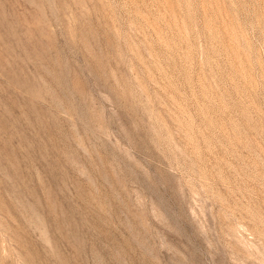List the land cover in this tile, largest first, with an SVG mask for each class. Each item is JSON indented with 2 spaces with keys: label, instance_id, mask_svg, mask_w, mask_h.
I'll use <instances>...</instances> for the list:
<instances>
[{
  "label": "rangeland",
  "instance_id": "374dc122",
  "mask_svg": "<svg viewBox=\"0 0 264 264\" xmlns=\"http://www.w3.org/2000/svg\"><path fill=\"white\" fill-rule=\"evenodd\" d=\"M0 264H264V0H0Z\"/></svg>",
  "mask_w": 264,
  "mask_h": 264
}]
</instances>
